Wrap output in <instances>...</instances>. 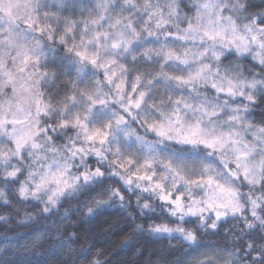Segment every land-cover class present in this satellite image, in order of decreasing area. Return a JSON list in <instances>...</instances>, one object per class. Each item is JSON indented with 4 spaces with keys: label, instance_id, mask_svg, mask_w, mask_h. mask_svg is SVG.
I'll list each match as a JSON object with an SVG mask.
<instances>
[{
    "label": "snow or ice",
    "instance_id": "1",
    "mask_svg": "<svg viewBox=\"0 0 264 264\" xmlns=\"http://www.w3.org/2000/svg\"><path fill=\"white\" fill-rule=\"evenodd\" d=\"M12 227L73 264L116 234L166 241L148 264H264V0H0Z\"/></svg>",
    "mask_w": 264,
    "mask_h": 264
},
{
    "label": "clouds",
    "instance_id": "2",
    "mask_svg": "<svg viewBox=\"0 0 264 264\" xmlns=\"http://www.w3.org/2000/svg\"><path fill=\"white\" fill-rule=\"evenodd\" d=\"M36 227L39 225L32 226L33 229ZM29 235L30 229L27 227H12L8 238L10 244L0 243V264H21L22 257L23 264H73L71 257L60 252L54 233L45 234L35 246L29 242ZM146 241L149 240L133 237L131 247L122 248L120 234L112 235L105 242L106 264H148L149 258L155 261L161 249L149 251ZM135 248H141L142 253L137 254ZM162 248L166 250L167 246Z\"/></svg>",
    "mask_w": 264,
    "mask_h": 264
},
{
    "label": "trees",
    "instance_id": "3",
    "mask_svg": "<svg viewBox=\"0 0 264 264\" xmlns=\"http://www.w3.org/2000/svg\"><path fill=\"white\" fill-rule=\"evenodd\" d=\"M102 219H108L110 222L115 223V222H117L118 218L115 217V216H112V217H106V218H102ZM103 228H107V224H104ZM20 231H21V233L23 232L22 229ZM96 231H97V235H98L99 239L102 240V241H106V238L103 235L102 229L98 227V228H96ZM108 239H110V238H108ZM146 243L148 245V250L149 251H152L154 249H161L162 247L167 246V242L166 241H161L160 243H154V242L149 240V241H146ZM23 259L24 258L22 257L21 258V264H23Z\"/></svg>",
    "mask_w": 264,
    "mask_h": 264
}]
</instances>
